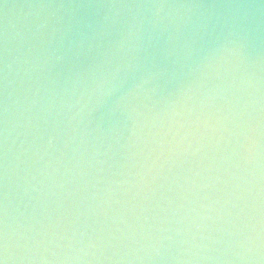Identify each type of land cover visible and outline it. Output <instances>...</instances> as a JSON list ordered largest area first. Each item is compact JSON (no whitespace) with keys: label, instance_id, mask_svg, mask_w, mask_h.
I'll return each mask as SVG.
<instances>
[{"label":"water","instance_id":"water-1","mask_svg":"<svg viewBox=\"0 0 264 264\" xmlns=\"http://www.w3.org/2000/svg\"><path fill=\"white\" fill-rule=\"evenodd\" d=\"M8 264H264V0H0Z\"/></svg>","mask_w":264,"mask_h":264},{"label":"snow or ice","instance_id":"snow-or-ice-1","mask_svg":"<svg viewBox=\"0 0 264 264\" xmlns=\"http://www.w3.org/2000/svg\"><path fill=\"white\" fill-rule=\"evenodd\" d=\"M0 264H8L2 214H0Z\"/></svg>","mask_w":264,"mask_h":264}]
</instances>
